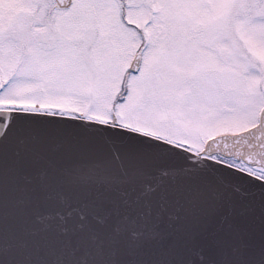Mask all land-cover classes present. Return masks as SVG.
I'll use <instances>...</instances> for the list:
<instances>
[{"label": "snow or ice", "instance_id": "snow-or-ice-1", "mask_svg": "<svg viewBox=\"0 0 264 264\" xmlns=\"http://www.w3.org/2000/svg\"><path fill=\"white\" fill-rule=\"evenodd\" d=\"M223 7L224 38L247 64L246 75L255 77L245 85L251 115L254 99H264V62L253 54V46L264 48V0H226ZM24 99L0 87V264H193L192 256L199 264H264V240L253 248L237 223L252 211L233 202L234 193L244 195L239 186L229 192L223 181L200 179L197 169H157L146 153L109 159L69 151L64 142L45 143L13 126L21 114L51 113L127 129L183 151L178 143L161 140L130 112L117 118L71 113L26 107ZM244 131L236 138L235 161L206 159L264 184V112Z\"/></svg>", "mask_w": 264, "mask_h": 264}, {"label": "rangeland", "instance_id": "rangeland-1", "mask_svg": "<svg viewBox=\"0 0 264 264\" xmlns=\"http://www.w3.org/2000/svg\"><path fill=\"white\" fill-rule=\"evenodd\" d=\"M119 1L0 0L5 94L14 90L26 107L130 112L157 136L197 152L210 137L253 124L264 99H254L249 115L245 85L255 77L224 38L226 0ZM141 46V70L125 87ZM253 48L264 62V48Z\"/></svg>", "mask_w": 264, "mask_h": 264}, {"label": "water", "instance_id": "water-1", "mask_svg": "<svg viewBox=\"0 0 264 264\" xmlns=\"http://www.w3.org/2000/svg\"><path fill=\"white\" fill-rule=\"evenodd\" d=\"M61 6L70 5L72 0H57ZM137 64V57L132 63V68ZM264 112V108L261 113ZM260 113V114H261ZM114 118H117L114 116ZM14 132H32L40 136L45 143L64 142L69 151H88L105 158H112L114 154L146 153L155 160V168L160 170H192L200 171V179L213 184L223 181L227 184V191L233 186H239L240 193H234L233 202L238 206H249L252 211L244 216H238L237 223L245 229L249 236V244L255 248L264 240V184L256 180L230 172L219 164L209 163L206 157L219 153L225 156L237 157L238 136L247 135L242 130L239 132H226L214 135L207 139L205 148L197 152L190 147L179 144L183 151L164 142H156L151 137H144L140 133H132L127 129H114L110 125L99 126L91 121H79L72 117H54L51 113H25L16 118L13 126ZM170 143H176L159 137ZM115 153L109 148V143ZM242 147V145H239ZM195 153V155H193ZM196 162H195V161ZM191 175V173H189ZM194 183L192 181L189 184ZM223 187V185H220ZM208 254L216 258L214 249H209ZM193 264H199L195 256L191 257Z\"/></svg>", "mask_w": 264, "mask_h": 264}, {"label": "flooded vegetation", "instance_id": "flooded-vegetation-1", "mask_svg": "<svg viewBox=\"0 0 264 264\" xmlns=\"http://www.w3.org/2000/svg\"><path fill=\"white\" fill-rule=\"evenodd\" d=\"M117 1V0H116ZM72 2H73V0H72ZM72 2H71V4H72ZM120 2V1H119ZM125 2L127 3V0H121V2L120 3H122V4H120L122 7H125ZM143 46H144V44H142ZM143 46H141V47H139V49L137 50V52H136V54L139 52V51H141L142 52V56H141V60H140V63H139V65L137 66V68L135 69V70H132L131 68H129V70L128 71H126V73H125V75H124V81H123V86H127V84L130 82V77L133 75V72H140V70H141V67H142V62H143V52H144V48H143ZM136 56V55H135ZM135 56L133 57V59L135 58ZM133 59H132V61H133ZM264 108V104L262 105V109ZM261 109V110H262ZM261 110L259 111V113H258V115H260V113H261ZM259 117V116H258ZM244 130V129H243ZM241 131V130H240ZM238 132V131H237ZM213 156H215V157H220V158H224L225 160H227V161H229V162H232V161H235L237 158L236 157H234V156H231V157H225V156H223V155H221V154H213Z\"/></svg>", "mask_w": 264, "mask_h": 264}]
</instances>
